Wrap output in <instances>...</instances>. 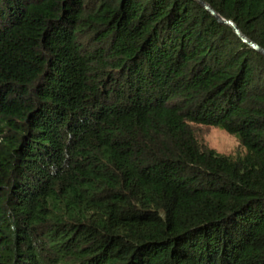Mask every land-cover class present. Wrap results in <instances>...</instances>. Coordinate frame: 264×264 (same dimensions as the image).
Listing matches in <instances>:
<instances>
[{
    "label": "trees",
    "instance_id": "obj_1",
    "mask_svg": "<svg viewBox=\"0 0 264 264\" xmlns=\"http://www.w3.org/2000/svg\"><path fill=\"white\" fill-rule=\"evenodd\" d=\"M0 264H264V56L197 0H0Z\"/></svg>",
    "mask_w": 264,
    "mask_h": 264
},
{
    "label": "rangeland",
    "instance_id": "obj_2",
    "mask_svg": "<svg viewBox=\"0 0 264 264\" xmlns=\"http://www.w3.org/2000/svg\"><path fill=\"white\" fill-rule=\"evenodd\" d=\"M203 142L209 148L223 155H235L239 150L237 138L218 127L205 131Z\"/></svg>",
    "mask_w": 264,
    "mask_h": 264
},
{
    "label": "water",
    "instance_id": "obj_3",
    "mask_svg": "<svg viewBox=\"0 0 264 264\" xmlns=\"http://www.w3.org/2000/svg\"><path fill=\"white\" fill-rule=\"evenodd\" d=\"M210 14H212L219 22H221L222 24H226L228 26H230L233 31L235 32V34H237L241 40L247 44L248 46H250L252 49L256 50L257 52H259L260 54H262L264 56V50L261 49L258 45H256L254 42L250 41L249 39H247L244 35H242V33L240 32V30L238 29V27L231 21H227L224 20L223 18H221L212 8L210 5H208L207 3L201 1V0H197Z\"/></svg>",
    "mask_w": 264,
    "mask_h": 264
}]
</instances>
